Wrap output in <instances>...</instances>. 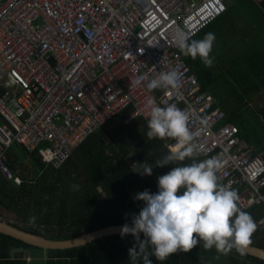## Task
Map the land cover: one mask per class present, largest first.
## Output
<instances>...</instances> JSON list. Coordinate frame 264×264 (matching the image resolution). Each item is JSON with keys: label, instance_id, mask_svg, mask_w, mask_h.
Masks as SVG:
<instances>
[{"label": "built area", "instance_id": "obj_1", "mask_svg": "<svg viewBox=\"0 0 264 264\" xmlns=\"http://www.w3.org/2000/svg\"><path fill=\"white\" fill-rule=\"evenodd\" d=\"M226 9L224 0H0V173L21 183L7 163L13 143L59 168L116 113L129 108L123 123L148 122L145 102L153 96L161 107L177 103L193 114L199 156L224 161L220 183L237 190L242 210L264 206V149L255 151L224 122L172 40L175 27L193 38ZM173 69L182 77L178 90H147L159 71ZM175 143L167 140L168 151ZM256 224L264 240V216ZM15 254L31 260L19 248Z\"/></svg>", "mask_w": 264, "mask_h": 264}, {"label": "trees", "instance_id": "obj_2", "mask_svg": "<svg viewBox=\"0 0 264 264\" xmlns=\"http://www.w3.org/2000/svg\"><path fill=\"white\" fill-rule=\"evenodd\" d=\"M255 5L251 0H235L192 38L200 40L207 33L215 35L211 67H206L199 56L193 59L180 54L196 75L199 91L212 95L213 105L223 111L224 122L236 125L240 137L258 151L264 149V104L252 106L250 100L253 95L264 93V25L260 26L262 36L248 29L249 24L237 25L239 19L264 20V4ZM260 97L264 98V94ZM128 110L116 113L101 130L87 137L59 168L45 166L35 150L13 143L7 163L14 175L19 168L27 170L30 177L23 175L25 171L19 172L20 177L16 176L21 183L17 185L0 173V204L15 209L16 215L15 222L7 223L52 240H67L107 226L132 224L133 214H138L144 206V201L134 199V194L145 189L156 193L158 177L174 165L154 166L152 175L144 176L130 168V157L138 161L140 168V163L146 160L154 164L169 152L163 143L171 138L149 139L148 122L141 117L123 123ZM102 136H106V141ZM192 159L186 158L178 164H189ZM246 212L257 222L264 216V206H254ZM140 238H144L143 233ZM135 243V238L128 234L105 237L67 250L44 251L0 233V264L32 261L30 257L31 261L27 262L20 254L11 259L10 252L15 248L26 253L40 250L44 264H133L129 249ZM250 245L264 249V240L257 229ZM149 259L152 264H264V260L235 249L227 255L217 252L215 247L205 250L203 241L188 252L178 250L170 254L165 261H158L154 255Z\"/></svg>", "mask_w": 264, "mask_h": 264}, {"label": "clouds", "instance_id": "obj_3", "mask_svg": "<svg viewBox=\"0 0 264 264\" xmlns=\"http://www.w3.org/2000/svg\"><path fill=\"white\" fill-rule=\"evenodd\" d=\"M191 37L190 30L175 27L172 31L173 43L181 53L193 59L199 56L206 67H211L215 35L207 33L200 40ZM181 78L175 69L159 71L148 80L146 88L149 92L178 90ZM145 108L149 117L147 137L172 138L176 143L154 164L147 160L140 163L141 168L136 172L141 176L152 175L154 166H174L158 177L156 193L145 189L134 194V199L144 201V206L138 214H133L131 227L124 224L120 229L121 237L131 234L136 241L129 249V259L133 264L141 260L142 264H152L149 257L154 255L158 261H165L170 254L178 250L188 252L201 241L205 250L215 247L217 252L227 255L235 248L243 253L257 224L250 213L240 208L237 190L220 183L218 174L224 161L219 157L195 159L203 152V146L195 142L189 127L193 114L179 108L177 103L161 107L153 96L147 97ZM200 123L206 124L207 119L200 118ZM186 158L193 159L189 164H178Z\"/></svg>", "mask_w": 264, "mask_h": 264}, {"label": "water", "instance_id": "obj_4", "mask_svg": "<svg viewBox=\"0 0 264 264\" xmlns=\"http://www.w3.org/2000/svg\"><path fill=\"white\" fill-rule=\"evenodd\" d=\"M123 225L107 226V227L100 228V229H97L91 232L84 233L82 235H78L76 237H73L67 240H52V239H48L40 235H36L30 232L21 230L7 223V221L0 219V233L6 236H9L15 240L21 241L32 247L42 249L44 251L46 250H67V249L76 248L79 246H84L86 244L92 243L93 241L100 240L105 237L119 236L120 229ZM128 225L130 227L132 226V224H128ZM243 253L251 257L264 260V249L259 248V247H255L249 244L245 247Z\"/></svg>", "mask_w": 264, "mask_h": 264}, {"label": "rangeland", "instance_id": "obj_5", "mask_svg": "<svg viewBox=\"0 0 264 264\" xmlns=\"http://www.w3.org/2000/svg\"><path fill=\"white\" fill-rule=\"evenodd\" d=\"M195 2H197L198 0H194ZM234 1L235 0H224L225 4L228 6L229 4H234ZM262 94L264 93H260L259 95L256 94V95H253L250 102H252V106L254 105H261V104H264V98H261L260 96H262ZM18 170L16 171L17 173H15L16 175H20L19 172H23L25 171L24 169H19L17 168ZM23 175L27 176V178L30 177V173H28V171L26 170ZM20 177V176H19ZM15 209H10L9 207H3V205L0 206V219L1 220H5V221H8V222H15L16 219V215L15 213ZM27 254L29 255V257L32 258V261L29 263V264H44V258H43V254L40 250H35V249H31L27 252ZM30 258V259H31Z\"/></svg>", "mask_w": 264, "mask_h": 264}, {"label": "crops", "instance_id": "obj_6", "mask_svg": "<svg viewBox=\"0 0 264 264\" xmlns=\"http://www.w3.org/2000/svg\"><path fill=\"white\" fill-rule=\"evenodd\" d=\"M255 7H257V5H255ZM247 24H249V26H247L248 27V29H249V27H250V29L252 30V31H256V33H257V36H262V30H261V25H264V20H253V19H244V20H240L239 19V21L237 22V25L238 26H245V25H247ZM256 27H257V30H256ZM247 29V30H248ZM166 142H167V140H165L164 141V143H163V145L166 147ZM167 149V148H166ZM168 150V149H167ZM255 150V149H254ZM255 151H257V150H255ZM134 160H136L135 158H132V157H130L129 158V162L130 161H134ZM137 161V160H136ZM16 255L17 254H15L14 256L16 257Z\"/></svg>", "mask_w": 264, "mask_h": 264}]
</instances>
